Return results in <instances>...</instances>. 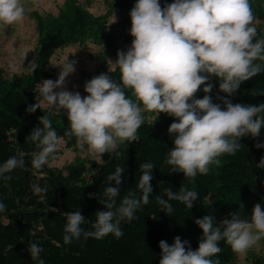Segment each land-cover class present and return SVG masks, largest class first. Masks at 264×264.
<instances>
[{"label": "clouds", "instance_id": "obj_1", "mask_svg": "<svg viewBox=\"0 0 264 264\" xmlns=\"http://www.w3.org/2000/svg\"><path fill=\"white\" fill-rule=\"evenodd\" d=\"M129 15L131 44L126 51H117L115 62L110 60L112 70H119L118 80L100 73L85 81L86 96L68 91L65 80L75 71L72 62L57 80L37 83L48 106L66 114L70 128L65 136H75L77 146L83 150L87 145V150L99 161L120 143L138 139L144 112L165 113L175 118L167 130L174 139L165 163L172 174L183 173L186 177L207 174L211 165L220 164V156L234 155L243 146L240 142L243 137L260 136L264 128V103H233L231 99L242 83L264 72V64L256 63L264 62V38L257 39L249 0H173L163 7L160 0H136ZM24 16L21 0H0V23L11 25L22 21ZM10 70L14 72L16 66L10 65ZM212 77L219 80V92L225 93L217 96L219 103H214L209 95L214 87L209 82ZM202 85L205 95L195 98ZM251 94L264 95V91ZM37 109L40 104L35 103L26 112L34 113ZM38 119L39 124L26 137L37 149L31 159L35 169L50 166V158H54L63 142L48 116ZM255 147L264 148V142L256 143ZM257 167L264 168V158ZM16 168H25L24 159L9 157L0 164V179L10 180L6 174ZM154 168L152 162L139 165L141 175L136 188L140 195L130 190L117 205L125 173L124 167L117 166L107 177L103 198L98 201L103 210L94 213L92 230L82 227L86 218L80 211L63 213L64 243L70 244L81 236L97 240L108 234L122 237L121 222L136 218V211L150 202ZM113 181L115 186H110ZM32 189L36 194L47 192L36 184ZM96 195L89 194V199H96ZM163 195L167 199L157 195L156 202L169 215L174 211L170 201L181 202L191 209L198 198L196 191L185 188L178 192L166 188ZM6 208L0 202V212ZM194 223L202 230L198 248L193 250L190 241L179 236L171 245L161 240L159 264H219L212 257L222 252L221 241L235 253L244 254L264 239V208L259 203L247 219L231 212L220 221L209 214ZM27 251L32 259H37L43 249L29 243ZM39 264L44 261L41 259Z\"/></svg>", "mask_w": 264, "mask_h": 264}, {"label": "trees", "instance_id": "obj_2", "mask_svg": "<svg viewBox=\"0 0 264 264\" xmlns=\"http://www.w3.org/2000/svg\"><path fill=\"white\" fill-rule=\"evenodd\" d=\"M131 1L136 3V0ZM77 2L79 0H72L70 12L52 24L38 18L39 30L47 32L46 57L40 58V68L33 76L11 80L0 70V164L12 156L25 161V168H16L6 174L10 180L0 179V202L7 206L6 211L0 212V264H39L41 259L44 264H159L161 250L158 245L161 240L171 245L179 236L181 240L190 241L193 250L198 248L202 230L194 223L196 219L212 214L216 221H220L231 212L247 219L255 204L259 203L264 208V168L257 167L264 158V148L255 147L256 143L264 142V128L258 138L243 137L240 141L243 146L234 155L220 156V164L211 165L207 174L197 173L194 177L171 173L165 159L173 147L174 136L170 137L167 130L175 118L154 112L143 113L144 123L137 131L136 141L120 143L114 152L103 154L100 164L90 160L58 167L49 161L50 166L45 165L41 169L31 166L32 153L37 149L26 137L43 115L48 116L67 146L77 144L75 136L64 135L70 128L66 114L63 110L50 108L37 88V83L42 80H53L45 68L49 57L60 48L84 41L89 37L88 32L102 35L109 44L120 35L118 31L106 33V22L98 20L104 17L92 15L85 3L84 8ZM172 2L160 0L162 7ZM249 2L255 20H262L264 26V0ZM255 27L257 39L264 38V30L257 25ZM132 39L129 33L124 37L130 44ZM256 63L264 64L262 61ZM112 78L119 79L115 75ZM209 82L214 85L209 95L214 103H219L217 96L225 95L219 92V80L212 77ZM203 87L195 98H203ZM125 91L135 99L130 90ZM252 91H264V72L242 83L231 99L233 103H264V95L253 96ZM35 103L40 104V109L34 113L26 112V108ZM146 162L155 166L151 181L153 193L149 197L150 202L136 211V218L121 222L122 237L108 234L97 240L81 236L79 240L65 244L66 218L63 213L80 211L86 218L82 227L86 231L92 230L91 224L96 219L94 213L103 210L98 201L103 198L108 175L117 166L125 168L120 196L117 197L119 205L130 190L140 195L136 188L141 175L139 165ZM34 184L46 188L47 192L34 193ZM110 186H115V182ZM166 188L174 192L180 188L194 190L198 198L191 209L181 202L170 201L174 211L169 215L156 202L157 195L167 199L163 195ZM89 194H97L96 199H89ZM29 243L42 247L37 259H32L27 251ZM219 246L222 252L212 259H218L219 264H228L236 253L223 241ZM252 264H264V258L255 257Z\"/></svg>", "mask_w": 264, "mask_h": 264}, {"label": "rangeland", "instance_id": "obj_3", "mask_svg": "<svg viewBox=\"0 0 264 264\" xmlns=\"http://www.w3.org/2000/svg\"><path fill=\"white\" fill-rule=\"evenodd\" d=\"M25 7V16L22 21L11 25L0 23V70L11 80L21 77H31L40 68V58L46 57L44 47L47 42V32L38 28V18L45 23L52 24L57 18L70 12L72 0H21ZM79 6L86 4V9L94 16L104 17L98 20L106 22V33L118 31L112 44L106 42L102 35L88 32L84 41L71 44L56 50L48 59L45 68L50 71L53 81L57 80L62 70H66L68 63H74L75 71L65 80L68 91H79L82 96L86 80L107 73L111 77H119V70H112L118 50H127L130 43L124 40L131 28L130 10L134 6L131 0H79ZM85 8V7H84ZM263 21L255 20V25L264 30ZM262 30V31H263ZM111 60V61H110ZM16 70H10V65ZM54 91H58L54 90ZM96 160L87 150V145L81 150L77 144L67 146L63 141L50 160L52 165L64 167L70 163L90 162ZM241 216V215H240ZM264 258V239L244 254L236 253L234 259L228 264H252L255 257Z\"/></svg>", "mask_w": 264, "mask_h": 264}, {"label": "bare ground", "instance_id": "obj_4", "mask_svg": "<svg viewBox=\"0 0 264 264\" xmlns=\"http://www.w3.org/2000/svg\"><path fill=\"white\" fill-rule=\"evenodd\" d=\"M257 197V196H256Z\"/></svg>", "mask_w": 264, "mask_h": 264}]
</instances>
